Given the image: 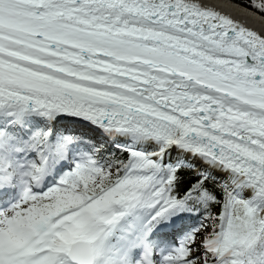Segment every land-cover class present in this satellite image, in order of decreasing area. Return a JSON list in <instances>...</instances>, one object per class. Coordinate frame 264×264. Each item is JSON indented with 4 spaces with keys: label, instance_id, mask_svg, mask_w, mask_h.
Returning <instances> with one entry per match:
<instances>
[{
    "label": "snow or ice",
    "instance_id": "obj_1",
    "mask_svg": "<svg viewBox=\"0 0 264 264\" xmlns=\"http://www.w3.org/2000/svg\"><path fill=\"white\" fill-rule=\"evenodd\" d=\"M0 264H264V27L0 0Z\"/></svg>",
    "mask_w": 264,
    "mask_h": 264
},
{
    "label": "bare ground",
    "instance_id": "obj_2",
    "mask_svg": "<svg viewBox=\"0 0 264 264\" xmlns=\"http://www.w3.org/2000/svg\"><path fill=\"white\" fill-rule=\"evenodd\" d=\"M208 2L216 4L219 9L223 12H227L231 15H233L236 18L244 19L247 18V25L249 27L260 29L264 27V19H261L258 15L256 16H249L248 12H245L239 5L232 2L228 3L225 2V0H208ZM239 6V7H237Z\"/></svg>",
    "mask_w": 264,
    "mask_h": 264
},
{
    "label": "trees",
    "instance_id": "obj_3",
    "mask_svg": "<svg viewBox=\"0 0 264 264\" xmlns=\"http://www.w3.org/2000/svg\"><path fill=\"white\" fill-rule=\"evenodd\" d=\"M235 3H238L240 5H244L245 7H247V4H248V0H231Z\"/></svg>",
    "mask_w": 264,
    "mask_h": 264
},
{
    "label": "water",
    "instance_id": "obj_4",
    "mask_svg": "<svg viewBox=\"0 0 264 264\" xmlns=\"http://www.w3.org/2000/svg\"><path fill=\"white\" fill-rule=\"evenodd\" d=\"M233 2V1H232ZM235 3V2H234ZM237 5H239L240 7H242V8H246L244 5H240V4H238V3H236Z\"/></svg>",
    "mask_w": 264,
    "mask_h": 264
}]
</instances>
